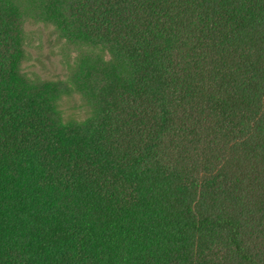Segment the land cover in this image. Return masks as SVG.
<instances>
[{"label":"trees","instance_id":"16d2710c","mask_svg":"<svg viewBox=\"0 0 264 264\" xmlns=\"http://www.w3.org/2000/svg\"><path fill=\"white\" fill-rule=\"evenodd\" d=\"M0 264H264V0H0Z\"/></svg>","mask_w":264,"mask_h":264},{"label":"rangeland","instance_id":"374dc122","mask_svg":"<svg viewBox=\"0 0 264 264\" xmlns=\"http://www.w3.org/2000/svg\"><path fill=\"white\" fill-rule=\"evenodd\" d=\"M25 31L24 72L32 79H62L71 85L70 77L76 68L79 49L61 39L54 25L30 18L25 23ZM82 102V96L74 91L62 99L61 106L70 116L81 118L86 112Z\"/></svg>","mask_w":264,"mask_h":264}]
</instances>
